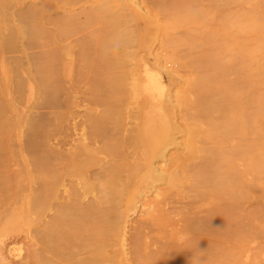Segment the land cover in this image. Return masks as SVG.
<instances>
[{
	"label": "bare ground",
	"instance_id": "1",
	"mask_svg": "<svg viewBox=\"0 0 264 264\" xmlns=\"http://www.w3.org/2000/svg\"><path fill=\"white\" fill-rule=\"evenodd\" d=\"M60 3L44 0L52 39L27 42L33 51H23L24 62L14 52L1 79L14 101L9 118L20 150L0 151V226H25L31 241L26 264H233L237 244L247 260L252 175L247 122L242 126L232 115L231 130L221 131L213 123L217 136H200L199 129L204 130L203 119H221L229 105L236 110L248 100L227 102L213 87L190 85L185 93L190 122L178 123L186 139L174 158L166 150L182 142H175L170 120L164 115L161 129H153L156 121L149 114L130 115L123 103L129 91L122 82L135 80L125 54L153 17L177 21L183 1ZM225 5L215 7L231 18V5ZM42 31L50 35L47 28ZM197 38L196 51L217 53ZM0 59L6 62L3 54ZM146 73L162 86L152 70ZM38 85L48 87L50 95L27 107L28 114H15V94L23 90L24 100ZM2 98L0 128L4 123L9 131L4 117L10 110ZM80 109L79 119H67ZM20 116L27 132L19 129ZM157 159L163 165L155 164ZM139 211L142 218L129 227Z\"/></svg>",
	"mask_w": 264,
	"mask_h": 264
},
{
	"label": "rangeland",
	"instance_id": "2",
	"mask_svg": "<svg viewBox=\"0 0 264 264\" xmlns=\"http://www.w3.org/2000/svg\"><path fill=\"white\" fill-rule=\"evenodd\" d=\"M182 1V6L177 10L182 18L179 16L177 21L168 24L165 18L153 17L150 23H144V34L140 42L135 40L125 54L127 65L133 64L132 73L135 80L122 82V87L126 86L129 91V96L123 98V103L128 104L130 115L133 113L137 115L139 110L142 116L149 114L156 121L152 123L153 129H161L160 121L164 115L170 120L174 128L175 142H182L181 145H172L166 150L167 156L171 155L174 158L182 153L183 141L186 139L185 132H179L178 123L190 122L187 113L191 112V105L186 101L185 94L190 89V85L200 88L213 87L222 93V99L227 102L231 98H242L244 103L248 100L247 105L237 104L236 110L233 105H229V109L223 111L221 119H203L204 130L199 129V135L217 136L223 127L231 130L228 124L232 115L238 116V124L242 126L247 122L249 128L247 138L252 141L249 257L244 260L242 244H237L233 264H264V0ZM60 2L63 0H48V4L52 6H59ZM227 2L232 8L231 18L223 13L220 14V10L215 7L220 4L226 6ZM43 5L44 0H0V58L2 54L6 58L4 63L0 59V81L2 72L10 70L11 56H14V52L20 56L19 60L24 62L23 51H33L25 47L27 42L36 44L47 37L52 39L50 31L52 26L44 24L46 13L43 12ZM125 25H129L128 20ZM45 27L50 35L42 31L46 29ZM197 36L203 42L213 44L217 48V53L203 54L201 48L196 51L200 46ZM193 40L198 44L192 43ZM135 52L136 58L132 59L131 55ZM136 61L139 64L138 68L135 67ZM203 61L208 62L203 64ZM146 69L152 70L157 78L160 77L162 86L155 78L151 79L148 76ZM157 73L159 75H156ZM0 91V95L4 97L0 98L5 99L9 106H5L6 110L8 108L10 110L4 117V121L9 119V131L4 123L0 128V151L17 153L20 150L18 130L14 131L11 128L12 117L11 120L9 118L14 101L8 84L4 85L1 81ZM23 93L24 91L21 90L19 94H15L19 101L14 104L15 114L25 113L27 107L35 106L41 98L50 95V89L45 85H38L24 100ZM70 98H66V106ZM81 109L78 114L70 118L64 115L60 120L65 121L66 118L71 120L72 117L79 119V115H83ZM206 113L203 111L202 114ZM50 117L53 118V114ZM180 117H183L182 120ZM17 120L21 132L28 128L22 125L21 116ZM213 123L219 126V131L210 128ZM195 125L199 124L195 123ZM155 164L163 165L161 159H157ZM151 199L153 195L145 196L141 204L146 205ZM142 215L139 211L137 216L129 219L131 220L129 227L133 224L135 226ZM25 229L22 223L0 226L2 235L0 264L27 263L26 255L30 250L31 241L25 234ZM18 253L21 255L17 257ZM121 263L128 262L122 260Z\"/></svg>",
	"mask_w": 264,
	"mask_h": 264
}]
</instances>
